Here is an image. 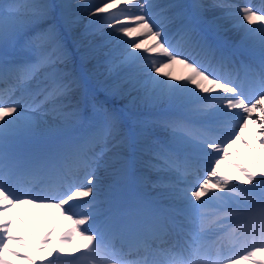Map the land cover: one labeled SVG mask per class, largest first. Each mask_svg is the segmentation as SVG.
Instances as JSON below:
<instances>
[{
    "label": "snow or ice",
    "instance_id": "1",
    "mask_svg": "<svg viewBox=\"0 0 264 264\" xmlns=\"http://www.w3.org/2000/svg\"><path fill=\"white\" fill-rule=\"evenodd\" d=\"M0 85V264L25 204L71 221L66 264H264V172L229 160L249 125L264 149V0L0 2Z\"/></svg>",
    "mask_w": 264,
    "mask_h": 264
},
{
    "label": "bare ground",
    "instance_id": "2",
    "mask_svg": "<svg viewBox=\"0 0 264 264\" xmlns=\"http://www.w3.org/2000/svg\"><path fill=\"white\" fill-rule=\"evenodd\" d=\"M0 2H8V0H0ZM52 2L76 5L78 0H52ZM88 2L95 3L98 2V0H88ZM230 2L233 4H243L241 1L235 3L230 0ZM76 11H82V9H76ZM87 22L88 14L84 13L83 24H87ZM224 27L228 30L222 31V37H225L233 46L238 44L243 36V30L232 29L230 21L225 22ZM247 44L248 42H245V45ZM165 71H168L172 76L177 78H182L190 74V70L182 64H175L170 68L165 69ZM244 139L250 141L252 147H246L244 143L238 141L229 148V160H231L233 164L242 165L252 172H264V149L261 148L260 139L257 137L256 129L253 126L249 125L244 134ZM222 164L224 166L221 173L224 176L237 183L243 179L242 174L235 167L230 166L228 163ZM139 168L141 169L140 172H138L139 174H147L142 167ZM99 175L105 183L110 182L111 178L105 173L103 168L99 170ZM201 175H203V173ZM241 187L245 186L241 185ZM138 190L146 191L147 189L138 188ZM75 209L77 210L78 207L73 208L72 211ZM7 218L12 221V224L10 225L12 228L11 234L22 237L28 244V247H24L16 242L9 244V247L14 252L21 254L20 256H14L10 253H4V258L8 260L10 264H32L31 261L23 258L25 256H32L36 264H45V257L49 255H57L53 252V249L60 246L61 238L69 231L68 225L65 224L66 220H64V222L61 221V217L56 219L52 208L35 207L31 204L17 205L7 214ZM233 222L238 224V221ZM52 231H54L55 234L51 235L48 246L45 247L43 251H39L38 248L40 242ZM76 240L77 242H71V239H69L65 243L66 250H72V252H74L78 247L83 250V242L78 243L80 239ZM260 255L264 256V253H261ZM15 257L18 261L16 259L14 260ZM19 260H22V262ZM54 264H66V261L55 260Z\"/></svg>",
    "mask_w": 264,
    "mask_h": 264
}]
</instances>
